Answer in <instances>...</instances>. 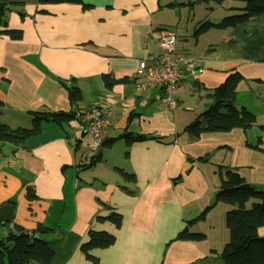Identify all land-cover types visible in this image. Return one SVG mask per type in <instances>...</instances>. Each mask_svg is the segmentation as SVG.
I'll return each mask as SVG.
<instances>
[{
	"label": "crops",
	"instance_id": "0c3cea01",
	"mask_svg": "<svg viewBox=\"0 0 264 264\" xmlns=\"http://www.w3.org/2000/svg\"><path fill=\"white\" fill-rule=\"evenodd\" d=\"M210 3L0 0L7 7V29L21 32L19 40L0 37V121L31 129L32 112L77 115L68 124L42 122L41 133L21 147L0 143V210L13 206V220L0 223V241L17 227L31 232L41 224L52 230L44 237L54 251L52 264H91L80 251L91 230L116 237L112 247L92 251L100 264H225L232 207L218 204L204 221L188 222L214 203L218 166L237 169L264 190V15L199 34L203 23H218L202 13ZM163 30L176 35L178 53L203 68L197 79L182 83L175 108L156 99L159 88H135L139 62L160 54ZM234 71L243 77L237 106L253 112L257 125L193 140L184 129L213 104L208 91ZM104 75L114 79L112 88ZM70 84L82 94L76 106L69 100ZM102 105L111 107L112 120L103 142L126 133L151 139L131 145L119 139L88 167L94 155L80 140L81 113ZM259 137V150L248 146ZM117 169L135 175L136 182ZM29 190L36 199L28 198ZM114 212L123 217L120 228L97 221ZM186 227L205 240H178ZM258 235L264 237V225Z\"/></svg>",
	"mask_w": 264,
	"mask_h": 264
},
{
	"label": "trees",
	"instance_id": "16d2710c",
	"mask_svg": "<svg viewBox=\"0 0 264 264\" xmlns=\"http://www.w3.org/2000/svg\"><path fill=\"white\" fill-rule=\"evenodd\" d=\"M54 1V0H49ZM203 3L215 2L218 5L225 1L240 2L242 8L233 9L235 14L223 18L218 23L205 22L198 29L197 33H204L210 29L229 30L238 27L249 20L264 15V0H199ZM7 7L0 4V37L7 36L12 40L21 39V32L7 29L5 14ZM243 80L239 72L230 73L225 81L217 88L208 91L207 96L213 104L205 110L202 115L184 129L193 140H197L204 133H227L234 129H241L244 132L251 130L257 125L255 114L246 108L237 106V86ZM107 88H112L115 83L110 75L103 76ZM69 93L71 105L76 106L82 101L80 89L75 84L66 86ZM207 90V89H205ZM3 103L0 101V115ZM33 126L31 129H12L0 121V143L11 144L21 147L25 142L41 133L42 122L55 123L59 125L68 124L76 119L75 111L69 112H32ZM264 131V127H260ZM124 139L127 144L151 139L150 136L134 135L130 133L103 142L99 152L91 158L88 167L96 165L102 159V149L110 146L115 141ZM261 139L259 137L256 145L248 144L249 147L260 149ZM128 156V153H127ZM206 160V159H205ZM117 171L127 182H136L133 174ZM216 173L220 178V188L216 193L215 201L197 218L188 222L196 224L204 221L208 212L218 204H226L232 208L226 214V226L229 230V240L225 245L222 258L225 264H264V237L258 235V229L264 225V190L250 184L237 169L218 166ZM126 189L125 187H123ZM132 193L131 191H128ZM29 199H36L35 193L29 190ZM99 223H110L120 228L123 217L118 213H111L106 217H98ZM16 233L0 241V264H52L54 251L50 242L44 237L52 230L38 225L34 231H26L21 227L16 228ZM206 236L202 233H193L186 227L178 236V240L200 242ZM116 243V237L107 232H89L88 241L80 247L81 253L91 264H100V260L92 255L93 250H104Z\"/></svg>",
	"mask_w": 264,
	"mask_h": 264
},
{
	"label": "built area",
	"instance_id": "2783aa9c",
	"mask_svg": "<svg viewBox=\"0 0 264 264\" xmlns=\"http://www.w3.org/2000/svg\"><path fill=\"white\" fill-rule=\"evenodd\" d=\"M160 54L139 62L135 73L137 92L159 88L162 92L156 99L167 108L179 104L177 91L186 80H195L203 73L201 62L189 55L177 52L176 35L170 31L160 32ZM80 124V140L85 149L95 155L103 144V134L111 126V107L95 106L84 110Z\"/></svg>",
	"mask_w": 264,
	"mask_h": 264
},
{
	"label": "rangeland",
	"instance_id": "374dc122",
	"mask_svg": "<svg viewBox=\"0 0 264 264\" xmlns=\"http://www.w3.org/2000/svg\"><path fill=\"white\" fill-rule=\"evenodd\" d=\"M211 6H206V4L202 5V13L203 14H206L208 13L210 18L214 21V20H218V22L220 20H222L224 17H227V16H231L233 14L236 13V11H234L233 9H239V8H242L243 7V4L242 3H239V2H231V1H226L225 4L223 6H220V5H217L215 4L214 2H211L210 3ZM217 7V10L215 12V14H213L214 8ZM206 8H208L206 10ZM198 8H196V11H197ZM85 150V149H84Z\"/></svg>",
	"mask_w": 264,
	"mask_h": 264
},
{
	"label": "water",
	"instance_id": "95a60500",
	"mask_svg": "<svg viewBox=\"0 0 264 264\" xmlns=\"http://www.w3.org/2000/svg\"><path fill=\"white\" fill-rule=\"evenodd\" d=\"M13 220V206L5 205L0 210V223H9Z\"/></svg>",
	"mask_w": 264,
	"mask_h": 264
}]
</instances>
